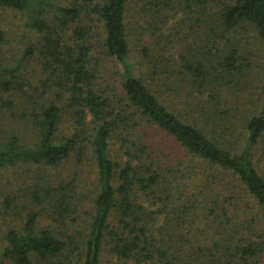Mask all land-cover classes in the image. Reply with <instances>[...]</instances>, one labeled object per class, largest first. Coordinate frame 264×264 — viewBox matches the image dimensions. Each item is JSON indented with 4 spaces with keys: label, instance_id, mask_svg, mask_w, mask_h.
I'll return each instance as SVG.
<instances>
[{
    "label": "trees",
    "instance_id": "16d2710c",
    "mask_svg": "<svg viewBox=\"0 0 264 264\" xmlns=\"http://www.w3.org/2000/svg\"><path fill=\"white\" fill-rule=\"evenodd\" d=\"M0 9L21 13L36 35L14 65L0 62V89L13 90L29 59L41 77L0 112L15 126L0 133V170L71 155L95 164L93 188L74 199L65 193L74 179L37 177L22 223L2 235L0 264H101L104 251L125 264H264V0H0ZM96 49L115 63L118 86ZM29 124L35 136H21ZM155 134L182 158L166 165ZM162 213L174 234L198 220V245L174 250L156 236Z\"/></svg>",
    "mask_w": 264,
    "mask_h": 264
},
{
    "label": "rangeland",
    "instance_id": "374dc122",
    "mask_svg": "<svg viewBox=\"0 0 264 264\" xmlns=\"http://www.w3.org/2000/svg\"><path fill=\"white\" fill-rule=\"evenodd\" d=\"M177 20L178 15L169 20L167 23V29H170ZM24 23L25 21L21 13L12 10L0 9V29L6 32L5 42L0 44V62L3 61L5 64L14 65L16 63V57H19L20 52L25 50L28 46L30 41L28 37L34 38L36 36L29 32V28L26 27ZM168 33L169 31L165 33V35L167 36ZM181 48L182 45L179 44L171 49L170 53L175 56ZM96 50L95 55L100 60L99 62L101 63L102 71L106 72V69L108 68V74H110L112 84L118 86L119 75L116 76L114 71L115 69L113 68L115 63L106 58L103 59L101 54H97L98 52L101 53V50ZM136 57L137 56L133 55L131 60L136 62ZM36 60L37 58L29 59L22 65L20 68V74L17 73L19 78H15L12 82L13 86L15 85L13 90L6 91L4 89H0V112L6 111V109L9 108L10 103L20 105L18 103L24 101L26 95L28 96L32 89L40 87L41 77L39 70L37 71L35 69ZM257 83L258 81L256 84ZM255 92L257 93L258 89ZM53 93H50L51 96H53ZM14 127V123L13 121H10L9 115L8 119H0V133L9 134ZM72 127L73 123L68 121L65 117L63 120L62 132L69 134ZM20 135L25 137L35 136L34 126L29 124L27 128L20 131ZM153 139L157 143L162 144V149L164 150V153H162V161L165 162L166 165H171V163L182 158L181 150L177 148L173 141L162 138L160 134H155ZM167 155L169 157H166ZM39 175L44 176L45 180H53L56 182L62 180L67 184H71L72 179H74L75 182L68 188L72 187L75 190L70 192L68 190L65 192L66 194L69 193V196L74 199V197H82L84 194L88 195V193H90V190L93 188V183L91 182L95 177V164L93 159L89 156L79 159L78 156L71 155L67 161L47 169H43L42 167H38L36 165H24L20 167L16 165L2 168L0 170V248L5 243L2 235L7 231V229L22 223L24 214H26L27 210L24 209L21 214L20 211L24 206L25 208H28L27 200L29 199V190L32 183L37 180ZM6 199L13 201L10 202V208H7L6 206ZM164 215L165 213L161 214L159 222L155 226L154 230L156 231V236L174 241V250L180 247L179 242H182L181 247H185L186 250L190 248V245H198V241L202 238V235L200 234L201 229L197 228L199 224L198 220H194L195 222L193 224L178 226L179 232L174 234L170 230V227L165 226L166 222L164 221ZM44 218H47V216ZM51 222V218L50 220L42 218L39 226L48 225ZM159 232H161V234ZM180 237H184V240H179ZM101 264L125 263L118 260L115 256H111L109 252L104 251V253H102Z\"/></svg>",
    "mask_w": 264,
    "mask_h": 264
}]
</instances>
